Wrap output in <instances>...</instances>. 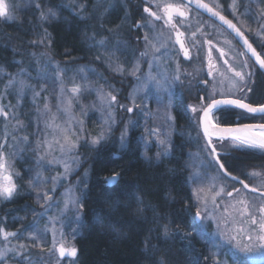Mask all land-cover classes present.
I'll list each match as a JSON object with an SVG mask.
<instances>
[{"label":"rangeland","instance_id":"1","mask_svg":"<svg viewBox=\"0 0 264 264\" xmlns=\"http://www.w3.org/2000/svg\"><path fill=\"white\" fill-rule=\"evenodd\" d=\"M86 1L3 0L14 19L0 17V30L15 27L16 34L24 33L25 43L22 51L18 46L14 49L20 58L12 60V71L0 67V108L7 114L0 115V162L5 165L0 177L10 176L16 186L10 198L0 196V201L30 195L33 205L22 208V218L14 226L6 223L2 215L0 264H76L73 258H59L57 249L62 242L71 248V239L80 231V196L88 179L87 161L100 147L112 148V157L118 155L132 133H139L144 149H155L157 158L170 154L176 134L184 137L188 182L199 213L196 224L211 244L213 264H225V260L226 264H264L260 251H240L231 239L236 236L242 244L249 243L246 233L258 225H252L250 216L243 214L245 205L240 201L247 202L249 213L259 221L258 208L264 206V196L242 187L235 191L237 185L218 169L198 129L197 118L176 130L174 95L183 77L177 68L167 69V61L172 55L175 60L179 49L161 15L166 0H148L149 7L162 1L156 9L161 21L153 25L146 17L140 19L142 24L149 22L148 31L136 29L141 42L130 35L131 26H135L129 4L135 0ZM205 1L226 13L264 59V0ZM49 9L56 13L55 17ZM41 12L47 19L41 18ZM116 16L117 22L111 24ZM71 19L84 22L78 39L82 52L56 53L49 26ZM179 25L199 65H205L207 47L213 56L223 51L229 64L225 69L221 66L207 81L206 92L201 93L199 102L195 101L198 110L216 97L244 100L251 95L257 76L264 82V75L226 31L194 17ZM200 70L195 73L196 83L207 75L204 68ZM235 72L242 73L244 79ZM74 86L81 89L76 95L71 92ZM109 93L116 97L114 103L109 104ZM128 108L133 110L129 112ZM101 134L103 138L94 144L93 139ZM65 136L75 142L71 151L67 150ZM214 147L224 152H264L232 140H218ZM65 165L69 168L67 174ZM253 172L259 175H251ZM248 175V185L264 192V170L250 169ZM0 183L7 181L0 179ZM221 187L224 192L216 195ZM239 229L245 231L241 233Z\"/></svg>","mask_w":264,"mask_h":264},{"label":"trees","instance_id":"2","mask_svg":"<svg viewBox=\"0 0 264 264\" xmlns=\"http://www.w3.org/2000/svg\"><path fill=\"white\" fill-rule=\"evenodd\" d=\"M116 20L117 16L111 24L115 25ZM83 23L71 19L49 26L56 53L82 52L78 39ZM8 28L0 30V67L12 71V60L20 58L14 49L18 46L22 51L25 41L23 32L16 34L15 27ZM255 81V99L253 96L248 99L261 103L264 82L260 76ZM234 111L228 109L224 115L218 112V123L232 124ZM176 116V125L184 126L185 122L179 120L180 113ZM138 135H131L117 157L111 156L112 148L100 147L88 159V179L80 196L82 224L79 233L71 239L72 247L77 250L72 257L74 262L213 264L211 244L199 233L196 224L197 204L188 182L184 137L175 136L170 154L157 158L155 149H144ZM232 152L234 157L223 163L229 174L244 179L250 169L264 170V152L256 149ZM113 175L117 176V181L107 186L106 178ZM32 205L30 195L0 201V219L5 215L6 223L14 226L18 218H22V208Z\"/></svg>","mask_w":264,"mask_h":264},{"label":"flooded vegetation","instance_id":"3","mask_svg":"<svg viewBox=\"0 0 264 264\" xmlns=\"http://www.w3.org/2000/svg\"><path fill=\"white\" fill-rule=\"evenodd\" d=\"M149 1L148 0H135L133 2L130 1V4H129L130 5L129 9L131 11V17H132V20H133L132 22H133V24L135 26V27L131 26L132 33L130 31V35H135L136 36V40L140 41V42L143 41V39L140 38L139 35L137 36L138 32H137L136 29L141 27L142 31L144 33V30H147V28H148V25H146V23H149V22H145V24H142L140 19L142 20L144 17H146V19H148L149 21L153 22V25H157L161 21V16L156 12V9H157V5L160 2H162V1H158L156 4H153V3L150 4V7H149V3H148ZM203 1L205 3H207L205 0H203ZM166 2L167 3L161 9V15L163 16V19L166 21L167 25L169 26V29L172 32V36L174 35V32H178V33L182 34L181 36L183 38V43L185 45L186 50L188 51V58H186L185 55H184V51H181L176 46L179 49L178 50L179 54L177 55L175 60L173 59V55H172L169 58V60L167 61V69H170V70L173 69V71H175V69L177 68L180 71V73H181V75L183 77L181 79L180 83L178 84L177 92L174 95L175 103H174V107H173V116H174V119H175L176 130H181L180 128L183 127V126H181L179 128V126L176 125V120H178L176 114L180 113L181 119H179V120L180 121H184L185 124H190L191 119H195L196 120V118H197L198 129H199V131L201 133L200 125H199V119H200V115H201L202 111L198 110L197 113L196 112L193 113L192 107H196V102H199V99H200L199 96H201V93H205L206 92L207 81L211 80L212 74L215 73L216 71H218V69L221 66L224 69L227 68L229 66V64H228V62H227V60L225 58V55L221 56V52H223V51H220L218 53V57H217V56H213V54L211 53V50L209 49V47H207L206 48V58L203 60L205 65H199V60L196 57H194V55L191 53V48L187 44V42L185 40V36H184L185 33H184V30L180 27L179 22L186 21V20H188L189 17H194V18H199L200 20H205V21L209 22L210 24L218 27L219 29H221L223 31H226V30L224 28H222L219 24H217L216 22H214L213 20H211L210 18H208L207 16H205L201 12L197 11L196 9L188 6L187 4L182 2L181 0H166ZM207 4L210 5L209 3H207ZM168 5H171L173 7L179 8L181 11L184 12V15L180 17V16L176 15L175 12H174L173 15H172V21H171V23H169L168 22V16L165 13V7L168 6ZM211 7L214 8L213 6H211ZM145 8H147L149 11L145 12ZM214 9L216 10V8H214ZM218 12L223 14L224 16H226V17H228L230 19V17L226 13H222L221 11H218ZM149 13H155L156 16L160 17V19H156L155 16L150 15ZM231 21H233V20H231ZM243 34L248 38V40L251 42V44L255 48V44L253 43V41L244 32H243ZM229 37L232 38L230 36V34H229ZM173 39H174V36H173ZM236 45L240 49V51H242V49L238 46L237 43H236ZM246 57H248V56H246ZM248 59L250 60L249 57H248ZM200 68H204V70L207 71V75L204 78L203 77H199L201 80H200V82L196 83L197 75L195 73H196V70H198V69L200 70ZM210 72H211V75H209ZM205 81H206V83H205ZM253 85L254 86H253V89H252V91L250 93L251 95L249 97L253 96L254 99H255V94H256V92H255V79H254ZM219 98H223V97H216V98H213V99H219ZM248 98H246V99H244L242 101L247 102V103H249L251 105H256V106L264 104V100H262L261 103H255V101H253V100L250 102ZM210 102H211V100H210ZM210 102H208V104ZM228 109L235 110L234 113L231 114L232 117H234L233 123L230 124V125H222V124L218 123L217 118H216L217 113L220 112V115H224V114H226L228 112ZM192 115H194V117H192ZM212 119H213V122L216 123L218 126L264 124V115H252V114H248L246 112H243V111H240V110H237V109H233V108H228V107L220 108V109L216 110L215 112H213ZM133 134L134 133H132V135ZM201 135H202V133H201ZM175 136H178V135L176 134ZM202 137H203V135H202ZM217 141L218 140H212L213 146H214V143L217 142ZM236 150L237 151H244V150H238V149H236ZM232 151L233 150L225 151V152L224 151H217V154H218L217 156H218V159H219L220 163H224L225 161L228 160V158L234 157ZM248 176L249 175L247 173L245 175V177H244L245 180L244 179H241V180H243L245 183L249 184L250 182L248 180ZM227 179L231 183L233 182L234 184L237 185L236 190H235L237 192V189L239 187H241V185L239 183L229 179V178H227Z\"/></svg>","mask_w":264,"mask_h":264},{"label":"snow or ice","instance_id":"4","mask_svg":"<svg viewBox=\"0 0 264 264\" xmlns=\"http://www.w3.org/2000/svg\"><path fill=\"white\" fill-rule=\"evenodd\" d=\"M198 6L203 7L207 9L209 12H212L213 15L219 16L220 20H222L225 24L228 25L229 28L233 29L238 36H241L243 38V33L240 32V30L234 25L230 20H227L224 16L220 15L218 12H213L211 8L208 7L207 4L200 3V0H196ZM37 7L39 5L37 4ZM149 10L145 8V12H148ZM177 13L180 16L184 15V12L181 11L177 7H173L171 5H168L165 7V13L168 16V22L171 23L172 21V15L173 13ZM49 13L55 17L56 13L53 12L51 9H49ZM150 15L155 16L156 19H160L159 16H156L155 13H149ZM7 16V19H14V17L7 13L6 7L3 3V0H0V17ZM41 18L47 19V16L41 12ZM182 35V34H181ZM145 40H148V37L145 36ZM178 43L181 44V49H184L183 43H181L179 40H177ZM103 43V41H101ZM245 45H247L248 50L252 53V55L256 58L257 63L260 65L261 68H264V59L261 58V56L256 52V50L252 47L251 44L248 43L247 39H244ZM159 51V49H156ZM142 56L147 55V53H141ZM184 55L186 58H188V51L184 50ZM224 53L221 52V56H223ZM138 69V65H137ZM118 71H122V69H117ZM2 71V69H0ZM133 74H135V69L133 71ZM211 75V72L209 73ZM235 76L239 77L241 80L244 79V76L240 72H235ZM175 79H179V76L175 77ZM13 81H9V84H12ZM22 83V82H21ZM206 83V81H205ZM233 87H235V84H233ZM63 91V89H62ZM81 91L79 86H74L71 89V92L73 95L78 94ZM36 95H39V93H36ZM110 97L109 104L114 103L116 101V97L114 95H111V93L108 94ZM102 99H105V97H102ZM234 106L236 108L244 109L245 111L249 113H264V105H261L259 107H253L251 104L243 103L240 99H212L211 102L206 106L202 107L203 111V117H202V124H203V133L204 136L208 139V146L211 147L212 153H216L215 147L212 145V137L216 136L220 141H223L225 139H231L232 141H238L240 145H246L251 148H258L261 150H264V124L261 125H244L240 128H221L216 123L213 122L212 116H213V110L218 109L221 106ZM71 106V101H69V107ZM47 105H45V108L47 109ZM133 109L128 108L127 111L131 112ZM193 113L197 112L198 109L196 107H192ZM0 115H7L2 108H0ZM112 113L109 112V116H111ZM107 123V121H105ZM82 123V122H81ZM103 138V134L99 138L93 139V143H98L99 139ZM25 140H27V137H24ZM123 139V138H122ZM65 144L68 145L67 150L71 151L73 148H75V142L70 141L67 136H65ZM61 149H65V145H61ZM0 161H2V156H0ZM216 163L219 164V167L221 170H224L225 176L229 175L227 170L225 169V166L223 163H220L219 159L216 160ZM5 167L3 162H0V169H3ZM69 168L67 165H65V174H67ZM251 175L257 176L259 173L253 172ZM0 179H3L7 181V183H0V196L4 198H10L15 191V184L12 182L10 176H2ZM233 180L237 179L236 177H232ZM116 181V176L110 178L109 183H114ZM241 184H243L244 188H248V184H245L243 180L240 181ZM251 191L255 192L257 189L252 188ZM202 191V189H201ZM239 191V190H237ZM224 192V188L221 187L219 192L216 193V195H220V193ZM229 196L232 195L231 192L227 193ZM261 195L264 196V192H261ZM47 196V194H45ZM241 204H244L245 207L243 209V214L250 216V222L252 225H258L257 229H253L251 233H246V239L249 241L247 244H242L241 240L237 239L236 236L231 237L232 240L236 241V248L240 251H243L245 253L251 252L253 248L260 251L262 255H264V206H261L258 208V212L260 213V219L257 221V218L249 213V206L247 202L241 200ZM199 215V213H197ZM167 232V230H165ZM239 232L243 233L244 229H239ZM23 247V246H21ZM60 256L63 257L65 255H70L75 257L77 254V250L75 247L68 248L65 246V244L62 242L59 245V248L57 249ZM2 258V256H0ZM226 264V260H225Z\"/></svg>","mask_w":264,"mask_h":264},{"label":"water","instance_id":"5","mask_svg":"<svg viewBox=\"0 0 264 264\" xmlns=\"http://www.w3.org/2000/svg\"><path fill=\"white\" fill-rule=\"evenodd\" d=\"M182 2H184L185 4H187L188 6H190V7H192V8H194V9H196L197 11H199V12H201L202 14H204L205 16H207L208 18H210L211 20H213L214 22H216L217 24H219L222 28H224L229 34H230V36L235 40V42L238 44V46L242 49V51L244 52V54L246 55V56H248L249 58H250V60L254 63V65H255V67L264 75V68H261L260 67V65L257 63V61H256V58L252 55V53L248 50V47H247V45H245V43H244V39H247V41H248V43L249 44H251V42L248 40V38L243 34V38H241V36H238L237 35V33L233 30V29H231V28H229L228 27V25L227 24H225L222 20H220V18H219V16H216V15H213L212 14V12H209L207 9H205V8H203V7H200V6H198V4H197V2H196V0H181ZM200 3H202V4H207V3H205L203 0H200ZM208 5V4H207ZM208 7L209 8H211L212 10H213V12H218L217 10H215L214 8H212L210 5H208ZM219 13V12H218ZM176 15H178L177 13H175ZM220 15H222V16H224L223 14H221V13H219ZM178 16H180V15H178ZM181 17V16H180ZM227 20H230L228 17H226V16H224ZM231 21V20H230ZM234 25H236L233 21H231ZM237 27V26H236ZM238 28V27H237ZM239 29V28H238ZM240 30V29H239ZM240 32L241 33H243L241 30H240ZM174 41H175V44H176V46L181 50V51H184V50H186V48H185V45H184V43H183V38H182V36H181V34L180 33H178V32H174ZM177 40H179L181 43H183V45H184V49H181V44L180 43H178L177 42ZM252 45V44H251ZM252 47L254 48V46L252 45ZM255 50H256V52L259 54V52L257 51V49L256 48H254ZM260 55V54H259ZM261 56V55H260ZM262 58V57H261ZM263 59V58H262ZM219 99H234V98H219ZM242 101V100H241ZM243 103H247V102H244V101H242ZM249 104V103H248ZM264 105V104H263ZM253 107H259V106H261V105H259V106H256V105H252ZM224 107H228V108H233V109H237V110H240V111H243V112H246V113H248V114H252V115H264V113H260V112H256V113H249V112H247V111H245L244 109H240V108H236V107H234V106H230V105H228V106H221L220 108H224ZM220 108H218V109H220ZM218 109H214L213 110V112H215L216 110H218ZM202 117H203V111H202V113H201V115H200V119H199V125H200V130H201V133H202V135H203V137H204V139H205V141H206V143H207V145H208V139L204 136V133H203V124H202ZM255 125H261V124H255ZM244 125H234V126H219V127H221V128H240V127H243ZM212 140H219L216 136H213L212 137ZM225 140H231V139H225ZM213 145V144H212ZM209 147V146H208ZM209 149H210V151H211V153H212V149H211V147H209ZM218 154H217V151H216V153L215 154H213L212 153V156H213V159H214V161L216 162V160L218 159V156H217ZM118 155L116 154H114V157H117ZM217 164V163H216ZM217 166H218V168H219V170L221 171V173L225 176V174H224V170H221L220 169V167H219V164H217ZM114 176V175H113ZM113 176H111V177H113ZM116 176V175H115ZM111 177H108V178H106V185L107 186H112V185H114L115 184V182L117 181V176H116V181L114 182V183H109V180H110V178ZM225 177H227V178H229V179H231V180H233L232 179V177H233V175H231V174H229V175H227V176H225ZM235 177V176H234ZM237 178V177H236ZM233 181H235V182H237V183H239L240 185H241V187L245 190V191H247V192H249V193H251V194H256V195H261V191H259V190H257V191H255V192H253V191H251L250 189H252L253 187H251V186H249L248 188H244V186H243V184H241L240 183V181H241V179H239V178H237V179H235V180H233ZM245 183V182H244ZM245 184H247V183H245ZM59 256V258H72L73 256H70V255H65V256H63V257H61L60 256V254L58 255Z\"/></svg>","mask_w":264,"mask_h":264}]
</instances>
